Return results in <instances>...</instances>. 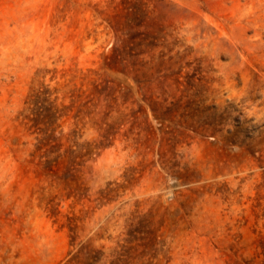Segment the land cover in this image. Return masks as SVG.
Masks as SVG:
<instances>
[{
    "label": "rangeland",
    "instance_id": "obj_1",
    "mask_svg": "<svg viewBox=\"0 0 264 264\" xmlns=\"http://www.w3.org/2000/svg\"><path fill=\"white\" fill-rule=\"evenodd\" d=\"M0 264H264V0H0Z\"/></svg>",
    "mask_w": 264,
    "mask_h": 264
}]
</instances>
